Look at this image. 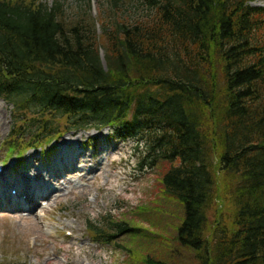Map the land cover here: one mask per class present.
<instances>
[{
    "label": "trees",
    "instance_id": "obj_1",
    "mask_svg": "<svg viewBox=\"0 0 264 264\" xmlns=\"http://www.w3.org/2000/svg\"><path fill=\"white\" fill-rule=\"evenodd\" d=\"M256 1L264 0H104L103 67L90 0L70 20L63 0H0L9 150L24 151L22 129L35 132L26 148L78 129L138 140L139 169L167 164L161 200L179 207L174 242L194 264H264V7ZM103 221H86L92 238L138 227Z\"/></svg>",
    "mask_w": 264,
    "mask_h": 264
},
{
    "label": "rangeland",
    "instance_id": "obj_2",
    "mask_svg": "<svg viewBox=\"0 0 264 264\" xmlns=\"http://www.w3.org/2000/svg\"><path fill=\"white\" fill-rule=\"evenodd\" d=\"M41 1L51 4L52 0ZM63 1L68 20L86 13L82 0ZM95 1L99 3L91 0V14L97 23H105V2L100 0L98 11ZM251 5L264 7V2ZM133 6L127 5L125 14L135 12ZM97 33L101 36L99 25ZM100 47L102 55L103 45ZM12 124L11 108L0 100V164L7 173L5 179L17 182L21 172L33 178L36 169L50 170V174L42 172L41 178L42 187L52 191L45 199L36 200L35 213L11 208L0 212V264H144L146 256L167 259L170 264H194L191 253L174 242L181 218L179 207L174 201L167 204L161 200L160 179L167 164L139 169L146 152L141 145L136 150L138 140L116 138L108 129L68 130L50 145L44 146L45 139L32 143L42 146L19 157L13 155L6 163V138ZM22 131V143L35 134ZM63 141L74 144L71 151L65 150L72 162L67 167L58 160L62 166L57 163L56 167ZM85 159L88 162L84 163ZM26 162L33 168L25 170L22 165ZM158 205L163 211L156 210ZM104 218L138 227L129 235L114 234L109 241L92 238L86 221L101 227Z\"/></svg>",
    "mask_w": 264,
    "mask_h": 264
},
{
    "label": "bare ground",
    "instance_id": "obj_3",
    "mask_svg": "<svg viewBox=\"0 0 264 264\" xmlns=\"http://www.w3.org/2000/svg\"><path fill=\"white\" fill-rule=\"evenodd\" d=\"M63 142L65 145L64 146L61 145L60 151L57 154V160L54 162L56 167L58 165L62 166V164H60L58 160H61L67 167H69L72 162L69 159V156H67L65 150L71 151L72 150L71 147L74 144L70 143V141H63ZM73 150H76V152L79 153L77 149H73ZM85 162H88V160L85 159L84 163ZM32 165L33 164L26 162L25 164L23 163L22 166L26 170L33 168ZM81 169L84 170V172L86 171L84 164L82 165ZM34 171H35V177L33 178H29L30 176H28L27 173L23 174L21 172L18 175L17 182L12 181L11 179H8L7 181L5 179L7 173H5L4 169L0 171V176H1L0 177V212L7 211V208H11L16 212L19 211H23V212L31 211L34 213L36 212L35 210V206L37 202L36 200H39L40 197H47L52 190H49V192H47V190L42 187L43 179L41 178V176H43V174L41 175L42 172H45L46 174H50V170L40 172L39 169H36ZM12 191L14 192L13 194Z\"/></svg>",
    "mask_w": 264,
    "mask_h": 264
}]
</instances>
